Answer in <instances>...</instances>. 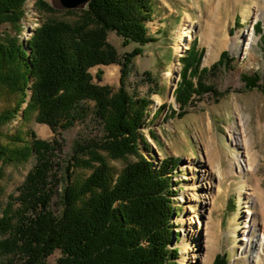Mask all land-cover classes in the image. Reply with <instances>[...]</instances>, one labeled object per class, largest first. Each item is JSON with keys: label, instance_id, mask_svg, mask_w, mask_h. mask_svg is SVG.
Listing matches in <instances>:
<instances>
[{"label": "trees", "instance_id": "1", "mask_svg": "<svg viewBox=\"0 0 264 264\" xmlns=\"http://www.w3.org/2000/svg\"><path fill=\"white\" fill-rule=\"evenodd\" d=\"M26 1L0 0V162L35 160L6 205L0 185V264H48L56 250L61 252L57 264H178V249L172 248L177 234L171 174L180 159L168 157L156 167L142 153L140 139H146L140 130L150 99L129 92L128 63L108 40L110 30L126 42L156 40L147 26L154 0H90L77 9L82 12L78 20H44L24 42L19 35ZM36 7L56 10L48 0H36ZM261 24L256 31L264 36ZM204 55L195 40L181 57L174 91L179 117L195 96H223L206 75L227 65L230 54L224 50L209 68L201 66ZM115 63L122 65L116 91L95 82L91 72L97 65ZM243 78L248 89L259 86L257 75ZM19 115L24 122L35 118L47 124L54 138H39L31 129L12 131L9 126ZM90 116L100 120L102 135L79 142L64 168L61 132ZM131 157L136 160L129 161ZM112 160L129 162L116 171ZM56 194L59 214L52 208ZM228 263L227 255L219 253L212 264Z\"/></svg>", "mask_w": 264, "mask_h": 264}, {"label": "rangeland", "instance_id": "2", "mask_svg": "<svg viewBox=\"0 0 264 264\" xmlns=\"http://www.w3.org/2000/svg\"><path fill=\"white\" fill-rule=\"evenodd\" d=\"M48 1L55 11H40L36 0L26 1L22 41L29 40L44 20L76 21L82 15L79 8H63L60 0ZM258 22L264 32V0H154L147 26L156 40L126 42L115 30L109 31V42L128 63L127 89L150 99L140 130L146 139H140L142 153L156 167L165 158L180 159L171 174L176 191L172 224L177 234L172 248L178 249V264H212L219 253L227 255L228 264H264V36L256 31ZM181 32L184 44L176 55ZM195 40L199 50L205 49L202 67H211L224 50L231 61L206 75V81L223 96L219 100L211 93L195 96L187 113L179 117L174 91L181 78V57ZM137 48L141 52L128 56ZM100 71L101 79L97 77ZM91 72L95 82L114 91L119 88L122 65H97ZM243 75H257L259 86L248 89ZM9 127L12 131L31 129L46 140L55 136L47 124L35 118L24 122L22 115ZM61 133L59 160L65 168L76 145L100 137L102 125L90 116ZM129 161L112 160L111 165L120 171ZM34 163L0 162L4 205L18 193ZM65 181L63 174L62 184ZM52 208L61 212L58 194ZM60 256L56 250L48 264H57Z\"/></svg>", "mask_w": 264, "mask_h": 264}, {"label": "water", "instance_id": "3", "mask_svg": "<svg viewBox=\"0 0 264 264\" xmlns=\"http://www.w3.org/2000/svg\"><path fill=\"white\" fill-rule=\"evenodd\" d=\"M61 6L66 9L85 8L90 0H60Z\"/></svg>", "mask_w": 264, "mask_h": 264}, {"label": "bare ground", "instance_id": "4", "mask_svg": "<svg viewBox=\"0 0 264 264\" xmlns=\"http://www.w3.org/2000/svg\"><path fill=\"white\" fill-rule=\"evenodd\" d=\"M183 44H184V34H183V32H181V40H180V42H179V46H178V48H177L176 55H179V53H180V48L183 47ZM207 59H208V57H207ZM258 246H259L260 249L264 247L262 244H261V245L259 244ZM262 246H263V247H262ZM259 248H258V249H259Z\"/></svg>", "mask_w": 264, "mask_h": 264}]
</instances>
